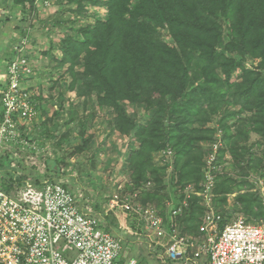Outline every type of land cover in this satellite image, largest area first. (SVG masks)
Segmentation results:
<instances>
[{
	"label": "trees",
	"instance_id": "obj_1",
	"mask_svg": "<svg viewBox=\"0 0 264 264\" xmlns=\"http://www.w3.org/2000/svg\"><path fill=\"white\" fill-rule=\"evenodd\" d=\"M35 1L12 0V8L25 20ZM54 4L62 8L54 25L66 32L45 52L55 63L46 74L51 87L62 91L56 97L59 101H52L58 106L50 114L35 85L39 118L44 119L40 127L32 123V131L37 135L39 131L40 145L52 138L55 152L63 154L72 129L58 138L56 130L59 118L67 114L64 124L76 123L80 139L69 155L90 149L88 121L75 105L66 109L63 105L66 92L73 91L83 99L84 108L92 107L91 117L94 106L111 111L110 130L135 143L124 163L128 174L124 192L137 193L143 206L156 207L165 223L170 222L168 203H181L189 186L202 190L206 159L217 141L222 146L213 171V207L221 216L219 227L232 221L235 212L253 224L264 221V205L248 179L251 175L264 179V0H54ZM93 6L104 8L105 14L89 13ZM17 29L28 36L26 26ZM63 74L68 75L67 82H62ZM137 110H142L144 121L136 118ZM19 129L26 141H35L31 126L29 134L22 126ZM251 134L256 136L252 142ZM16 146L2 158L15 159L14 152L22 149L21 144ZM49 160L56 173L60 163L66 164L59 153ZM223 162L228 163L220 168ZM2 168L5 191L25 181L46 180L31 181L26 173L15 176L11 166ZM234 193L229 206L228 196ZM202 200L190 194L188 205L174 218L180 234L199 236L206 211ZM97 216L105 230L120 237L122 230L112 212ZM135 243V234L122 238L125 251L136 248ZM131 257L137 264L146 262L143 255Z\"/></svg>",
	"mask_w": 264,
	"mask_h": 264
},
{
	"label": "built area",
	"instance_id": "obj_2",
	"mask_svg": "<svg viewBox=\"0 0 264 264\" xmlns=\"http://www.w3.org/2000/svg\"><path fill=\"white\" fill-rule=\"evenodd\" d=\"M28 39L27 35L18 38L12 48L14 56L8 57L0 69V84L4 85L0 93V158L14 145L28 146L19 128L29 134L31 124L39 119L40 102L35 98V85L30 84L32 65L22 54ZM220 134L216 135L218 139ZM221 146L220 141L212 145L202 190L197 192L189 186L181 203H168V224L156 207L143 206L136 199L137 193H125L121 185L105 213H113L124 235L132 233L155 249L163 248V263L264 264V221L253 224L238 216L219 227L221 216L213 207V171ZM12 161L15 163V159ZM3 175L0 166V264H137L135 258L126 257L122 238L105 230L97 215L81 208L63 183L25 181L5 191ZM190 194L202 196L201 204L206 208L197 237L180 234L174 222L188 205Z\"/></svg>",
	"mask_w": 264,
	"mask_h": 264
},
{
	"label": "rangeland",
	"instance_id": "obj_3",
	"mask_svg": "<svg viewBox=\"0 0 264 264\" xmlns=\"http://www.w3.org/2000/svg\"><path fill=\"white\" fill-rule=\"evenodd\" d=\"M6 1L7 4H4ZM0 7H5V11L0 13V16L1 14L3 16L0 19V69H2L7 62V57L14 56L12 52L8 53V48L10 46L12 51L13 46L18 44V38L21 37V34H19L20 32L17 28L20 26H26L29 30V39L28 41H25V48L22 54L27 56L32 65L33 75L30 79V84L36 85L40 88L44 97L42 105L48 108L49 113L51 114L58 106V104H54L52 101H59L56 97L62 89L58 86L51 87L52 83L50 82L49 75L46 73L51 71L55 63L52 62L50 56L45 52L49 49L51 41L57 43L59 36L66 32L65 28H58L54 25L57 17H61L60 15L62 13L60 12V9L62 8H58V6L54 4V0H36L34 10H32L25 20H22L19 12H16L12 8V0H0ZM57 11H59V13ZM88 11L91 14H105L104 8H98L95 6L89 8ZM6 16H8V19H6ZM81 20L84 21L85 18H81ZM168 41L170 40L168 39ZM63 71L64 69L61 70V74ZM63 77L62 82L63 80L67 82L68 75L63 74ZM233 78H236V76ZM1 90L2 85H0V93ZM50 96L53 97L52 100ZM82 101L83 99L77 98L73 91H68L64 97L63 105L65 109L71 104L75 105L74 107L76 108L78 115L85 117V120L88 121L87 134L92 135L90 149L74 155H69L75 145L80 143V139L76 134L78 129L77 124H64L65 119H67V114H64L62 118H59L60 127L56 130V137L58 138V136L67 131L68 128L72 129V131L69 141L63 143L65 151L63 154L58 152L59 155H63L66 164L60 163L61 169L57 173L53 171V164L49 160L58 154L57 151L55 152V140L50 138L43 145H40L38 141L40 135L39 131L38 135L37 133H34L32 131V124L31 134H33L35 141L28 142L29 147L26 146L19 152L17 151L18 157H20V164L17 162L18 157H15V163L1 157L0 166L6 168L13 166V170L15 171L18 164L19 173H26L27 175L32 176L31 181L35 178H45L50 181L61 182L66 185L69 191L75 196L81 208H84L86 211L94 215L104 216L106 208L109 207L110 200L113 195L119 191L118 186L121 185L124 190V185L128 181V174L124 167V163L130 147H133L135 143L128 137L110 130L109 120L112 117L111 111H105L94 106V115L91 117L92 107L87 105L86 108H84ZM76 106H78V108ZM129 112L134 113L135 111L129 108ZM137 113L136 118L144 121L142 118V110H137ZM42 118H39L33 123H35L36 126L39 124L40 127V121ZM49 124H51V122ZM39 129L40 128L37 130ZM255 139L256 136L251 134V142ZM16 147L17 146L15 145L12 149L15 150ZM33 147L34 149H32ZM30 150H33V152ZM160 156H162V153L156 155L155 160L159 161ZM224 157V159H228V154ZM227 163L228 162H223L219 167L223 168ZM48 168L52 171L48 172ZM248 179L253 182L254 187L252 190L256 191L264 205V179L253 175ZM235 194L236 193L228 196L227 203L229 206L233 203ZM109 213L110 212L108 211V214ZM234 216L243 217L242 214L238 212H235ZM120 237L124 239L125 235L122 233ZM131 241L133 242L134 240L132 239ZM136 243L134 244L136 248L134 247L132 251H125L126 256L135 257V255H143L146 258L145 264H161V251L157 252V249H155L153 245L150 246L149 241L144 238L138 240L139 245Z\"/></svg>",
	"mask_w": 264,
	"mask_h": 264
},
{
	"label": "crops",
	"instance_id": "obj_4",
	"mask_svg": "<svg viewBox=\"0 0 264 264\" xmlns=\"http://www.w3.org/2000/svg\"><path fill=\"white\" fill-rule=\"evenodd\" d=\"M1 8L3 9V11H5V7H1ZM9 52H12L10 46H9V48H8V53H9Z\"/></svg>",
	"mask_w": 264,
	"mask_h": 264
}]
</instances>
